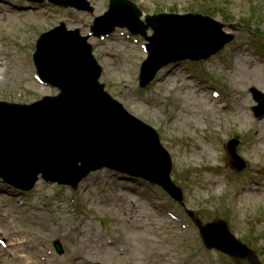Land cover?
<instances>
[{
	"label": "rangeland",
	"instance_id": "rangeland-1",
	"mask_svg": "<svg viewBox=\"0 0 264 264\" xmlns=\"http://www.w3.org/2000/svg\"><path fill=\"white\" fill-rule=\"evenodd\" d=\"M88 1L94 8V14L74 13L76 19L71 26L68 24L67 15L74 10L63 12L47 3L36 10L30 9L28 6L31 5L25 0H7L6 3H0V9H3V13L0 14V36L9 40L10 45L23 58L15 51L8 59L0 55V63L8 65L7 68L0 69V100L20 104L32 103L43 96L56 94L54 90L41 87L26 78L28 75L18 68V63L23 62L24 68L30 66L31 45L34 46L33 40L38 38L40 30L47 31L60 21L66 22L70 29L78 26V20L89 21L92 24L95 16H101L107 10L108 0ZM133 1L146 14L157 13L159 9L166 10L168 7L182 13L187 12L190 6L188 0ZM216 2L230 3V5L237 2L240 11L236 14V20L239 22L243 18L239 17L240 13L248 17L246 24L264 23V0H216ZM253 8L255 10L252 12ZM230 14L235 15L233 12ZM213 15L218 20H221L219 17L221 15H228L233 20L235 18L224 9L218 8H214ZM25 23L30 25L26 27ZM121 31L126 32L116 30L111 38L114 40H106L104 45L92 39L98 47V58L105 64L109 73L112 72L111 80L107 75L109 79L107 83L110 82L108 90L127 108L130 107L134 113L161 129L165 146L170 150L175 161L172 178L182 188L184 195L187 194V208L203 222L221 217L228 218L229 229L242 239L243 243L250 242L251 248L254 249L257 246L258 253L264 261V225L257 226L258 223L264 224V208L262 207L264 179L252 176L250 178L252 181L259 182H249L242 190L239 186L241 177H236L239 175L230 170L228 156L217 148V146H225L226 139L229 137L227 132L232 128L231 134L245 142L248 149L253 137V134L248 131L254 128L255 122H259L257 133L254 134L259 144H255L246 154L241 146L238 148V153L245 157L250 155L254 168L264 173V119L256 121L252 114H246L243 106L239 108L240 103H236L238 98L234 99L236 102H232L229 109L233 112L240 109L241 112L220 113L209 102V95L195 90L192 87L193 83L186 80L183 74L185 70H188L186 63L164 69L157 76L158 80L148 88L139 91L132 79L131 64L134 60H143L144 57L136 51L138 47L125 42L118 35ZM82 32L87 34L88 29ZM263 39L264 30L256 34V38L246 37L244 40V37H241L239 44L245 41L257 55H264ZM228 52L232 55L222 58L217 55L207 63L210 68L215 69V73L220 72V79L216 78L215 73L210 69L207 72L199 71L198 75L206 77L213 89H220L223 83H227L222 60L229 59L236 67L235 87L249 93L248 88L255 85L264 93V76L257 71L255 66L257 64L250 58L248 48H232ZM240 69L243 72H240ZM30 73H32L31 69ZM250 82L253 83L250 84ZM221 89L224 90L222 87ZM247 100L255 105L252 99H248V94ZM168 107L172 115L165 117L163 110ZM213 107L214 111L210 110ZM204 108L208 109V112L216 113L214 125L210 126L209 121H204L202 116L196 114ZM202 129H205L206 133H203ZM207 131H209L208 136ZM187 136L194 140L196 147L186 140ZM191 176V181L188 182L187 179ZM118 181L120 180L109 178L108 173L102 172L90 176L79 185L77 192L81 208L80 220L71 213L73 205L70 203V196H72L70 188L61 187L59 196L56 193V188L59 190L58 186L40 183L31 196H25L22 200L33 203L41 201L43 205L40 204V208L44 210L47 207L48 210L42 211L35 218L30 210L25 209L23 214L13 212L12 208L8 209L7 213L16 220L15 227L19 231H25V236L22 239L17 236L10 237L4 232V227L0 226L2 230L0 239L6 238V242L7 240L25 241L27 242L25 246L36 244L39 247L43 245L46 247L48 245L51 250V243L58 240L65 250V264H81L84 256L99 264H216L218 261V264H236L231 258L217 252L201 254L199 251L201 242L197 230L189 227V222L188 224L187 221H182V226L187 227V231H182L168 220L167 213L177 214V211L182 209L177 204H173V201L171 202L159 188L141 180L130 182L126 180L122 183ZM103 185H108V191L100 193L99 190ZM111 187H116L114 193ZM83 198L85 203L82 202ZM230 200L234 203L231 202L230 206L237 210L229 209L227 204ZM211 202L216 203L215 206H212ZM154 206L157 207L153 208ZM77 207L79 208V204ZM258 208H262L263 212ZM33 218L37 225L32 229L30 222ZM59 226L62 227V231L55 235L52 229ZM11 227L7 228L10 233L12 229L15 230L13 226ZM108 230L113 233V242H118L119 247L125 249L124 253L114 250L108 244V239L103 234ZM130 246L131 250H129ZM82 248H85V252L77 254L74 258L70 257L74 250ZM1 251L0 248V264L22 262L21 259L13 260L4 257ZM219 258H222V261ZM240 264L249 263L242 261Z\"/></svg>",
	"mask_w": 264,
	"mask_h": 264
},
{
	"label": "water",
	"instance_id": "water-1",
	"mask_svg": "<svg viewBox=\"0 0 264 264\" xmlns=\"http://www.w3.org/2000/svg\"><path fill=\"white\" fill-rule=\"evenodd\" d=\"M102 32H97V34H101ZM101 103H95V107H98ZM162 183L164 181L163 177L158 178ZM168 187V184H165ZM212 228H206L204 230V236L206 237V243L209 247H215L222 251H225L228 254L235 255L238 257H244L247 254V251L244 247H240L236 244V242L225 233V230L221 228V226H217L214 230Z\"/></svg>",
	"mask_w": 264,
	"mask_h": 264
},
{
	"label": "bare ground",
	"instance_id": "bare-ground-1",
	"mask_svg": "<svg viewBox=\"0 0 264 264\" xmlns=\"http://www.w3.org/2000/svg\"><path fill=\"white\" fill-rule=\"evenodd\" d=\"M240 72H243V70L240 69ZM2 221L4 222L2 224V226L4 227V229L12 228L11 226L13 225V222L9 221L8 219H4ZM9 235L11 237L17 236L19 239H22L25 236V233H23V232H16L14 229H12L11 233L9 232ZM12 242L15 244V248H16L14 254L17 257H19L22 262H30V261L36 260L38 258L39 251L36 248V246L29 244L28 246L25 247V245H26L25 241H23L21 243H17V242H15V241L12 240ZM81 252H85V248L78 249V250H74L73 251V255L81 254ZM59 260L61 261V263H57L56 262V259H55L50 264H64L63 260H61V259H59ZM81 260H82L81 263H84L85 259L82 258Z\"/></svg>",
	"mask_w": 264,
	"mask_h": 264
}]
</instances>
